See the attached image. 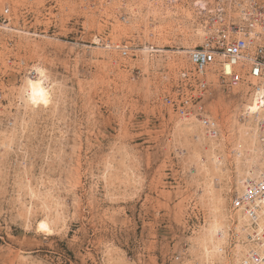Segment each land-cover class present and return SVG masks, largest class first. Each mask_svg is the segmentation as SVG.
<instances>
[{
  "label": "rangeland",
  "instance_id": "rangeland-1",
  "mask_svg": "<svg viewBox=\"0 0 264 264\" xmlns=\"http://www.w3.org/2000/svg\"><path fill=\"white\" fill-rule=\"evenodd\" d=\"M107 1L0 0V264H242L241 180L264 169L258 122L238 121L252 97L210 77L215 140L165 103L216 0ZM39 70L45 107L25 90Z\"/></svg>",
  "mask_w": 264,
  "mask_h": 264
},
{
  "label": "built area",
  "instance_id": "built-area-1",
  "mask_svg": "<svg viewBox=\"0 0 264 264\" xmlns=\"http://www.w3.org/2000/svg\"><path fill=\"white\" fill-rule=\"evenodd\" d=\"M84 2L94 7V0ZM208 12L209 19L199 25L204 41L188 52L191 68L181 71L165 103L180 118L196 120L206 136L215 140L220 137V128L206 110L210 77L217 78V84L227 92L244 88L245 97L258 98V137L264 146V0H216ZM119 20L126 23L127 15H120ZM119 51L123 58H129L133 50L127 43ZM247 120L248 110H244L238 121ZM241 188L237 205L250 218L251 245L242 264H264V227L258 221L264 217V169L243 177Z\"/></svg>",
  "mask_w": 264,
  "mask_h": 264
},
{
  "label": "bare ground",
  "instance_id": "bare-ground-1",
  "mask_svg": "<svg viewBox=\"0 0 264 264\" xmlns=\"http://www.w3.org/2000/svg\"><path fill=\"white\" fill-rule=\"evenodd\" d=\"M45 75L46 74H44L43 70H39V76L35 80L29 79L26 83V89L25 90H26V94L28 97L27 101L36 107H38V106H44L45 107L46 105H49V103L51 102V91H50L51 89L49 90L48 86H46V84H45V79H47L46 78L47 76H45ZM41 91L44 94L43 96L34 95V93H39ZM44 101H47V103H45ZM246 110H248V115L251 119L250 120L251 124L253 125V122L255 120L257 121V119L258 118L260 119V117H261L258 98L253 96L251 98L249 104L246 106ZM250 127L251 126H249V128ZM250 129H252V128H250ZM237 138H236V141L238 143L236 142L237 145H235V146H237V148L240 149V153L243 150L242 148H244L243 151H245V147H247V149H246V151H247L248 149L250 150V149L255 147V145H254L255 143H254V141H252V139H251L252 137L249 136L248 132L247 133H245V132L241 133V135ZM255 138H256V136H255ZM257 139L259 141L258 133H257ZM261 149H262V147H261ZM260 151H262V150H260ZM248 175H250V174H248ZM237 219L239 221V225L242 227V229H240V230H243V226L245 223H247L249 225L248 222L250 221V218L244 212V210H240L238 212ZM258 221H259L260 227L263 228L264 227V217L260 216ZM37 229L39 232H42L45 234H52V232H53L49 221H46V219L44 221H40L38 223Z\"/></svg>",
  "mask_w": 264,
  "mask_h": 264
},
{
  "label": "snow or ice",
  "instance_id": "snow-or-ice-1",
  "mask_svg": "<svg viewBox=\"0 0 264 264\" xmlns=\"http://www.w3.org/2000/svg\"><path fill=\"white\" fill-rule=\"evenodd\" d=\"M34 95H40V96H43L44 94H43V92L41 91V92H39V93H34ZM45 103H47V101H44ZM43 227V226H42Z\"/></svg>",
  "mask_w": 264,
  "mask_h": 264
}]
</instances>
